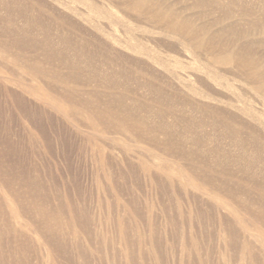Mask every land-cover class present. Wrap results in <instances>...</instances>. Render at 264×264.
Listing matches in <instances>:
<instances>
[{"label":"rangeland","instance_id":"rangeland-1","mask_svg":"<svg viewBox=\"0 0 264 264\" xmlns=\"http://www.w3.org/2000/svg\"><path fill=\"white\" fill-rule=\"evenodd\" d=\"M50 6L46 0H0V179L16 187L18 201L25 207L34 191L42 197L41 205L58 215L57 230L48 242L50 255L34 232L23 236L28 238V247H23L22 235L13 231L16 220L9 215L10 205L0 185V264H264V221L251 215L264 211V186L250 183L254 179L240 170L251 169L244 164L251 155L238 160L239 147L201 112L164 101L162 92L155 91V84H163L155 61L143 56L138 70L107 81L114 69L90 57V44L83 39L96 33L93 27L69 15L77 27L67 28L49 11ZM142 20V25L159 31L145 33L151 37L142 41L147 48L157 40L175 41L163 36L156 24ZM20 31L30 44L16 43ZM155 49L162 51L156 45ZM49 51L54 52L53 58ZM58 52L66 53L65 57L61 59ZM28 63L34 75L25 69ZM73 71L78 77L72 79ZM33 86L58 101L69 97L84 103L94 98L91 112L103 110L104 100L120 96L131 119L124 124L102 119L100 131L91 133L84 127L85 114L64 116L53 103L43 101ZM66 88H72L71 94ZM189 95L187 91L181 96ZM164 131L178 134L186 146L198 138L203 147L220 148L232 170L237 163L234 172L211 174L202 168L201 173L215 180L233 175L238 187L234 196L246 210L238 207L237 211L235 205L186 182L181 164L190 160L178 162L165 152ZM93 143L104 145L107 163L92 154ZM171 170L177 174L169 176ZM253 170L264 176L263 170ZM31 182L36 191L34 186L33 191L26 188ZM34 220L47 228L39 217ZM122 234L125 242L120 240Z\"/></svg>","mask_w":264,"mask_h":264},{"label":"bare ground","instance_id":"bare-ground-1","mask_svg":"<svg viewBox=\"0 0 264 264\" xmlns=\"http://www.w3.org/2000/svg\"><path fill=\"white\" fill-rule=\"evenodd\" d=\"M46 1L51 4L49 11L58 15V22L61 25L67 28L77 27L69 19L73 16L79 17L93 27L96 33L90 38L83 37V39L90 44L88 50L90 57L92 55L100 58L107 66L114 69L113 75L107 76L109 79L107 81H113L117 75H128L138 70L139 59L143 56L146 60L155 61L163 73L162 83L170 89L172 97L163 84H155V91L160 94L162 92L163 100L170 106H177L179 102L191 110L201 112L204 119L210 120L214 127L221 129L222 134L231 138L234 145L239 147L238 160L241 161L247 153L250 154L252 158L248 157L244 164L246 168L251 169L249 171L240 170L248 175V179L250 177L254 179L250 183L263 188L264 176L255 173L254 170L252 173V168L264 171V0H256L257 4H254L253 0L251 3L247 0H177L172 4L159 0ZM177 4H182V6L177 7ZM59 9L63 12L59 13ZM132 15L137 16L134 18ZM142 17L148 25L159 26L163 36H171L175 41L164 39L161 41L155 38L157 40L155 45L161 47L162 51L156 50L155 45L147 48L142 42L147 37L145 33L153 34L159 31L142 25ZM17 35L19 38L16 43L30 44L25 39L23 31L17 32ZM128 38H130L129 42ZM45 47H50L48 40ZM120 48L130 49L134 54H127L119 50ZM62 53H59L61 59L66 54ZM48 55L53 58L54 52L49 51ZM180 56L185 57L186 60L181 59ZM12 58L14 60L16 57ZM30 65L32 64L24 65L28 72L34 70ZM32 72L34 75V71ZM71 75L72 79L76 78L78 72L73 71ZM156 80L158 81V77ZM153 87L150 86L151 89ZM66 89L69 93H65L71 94L72 88ZM33 91L43 101L57 106L61 114L66 117L70 118L75 113L76 115L85 114L87 124L83 125L89 128L91 133L100 131L98 121L102 119L111 118L123 124L131 119L128 111L125 110L127 104L125 105L120 96L104 100L103 110L97 108L91 112L90 109L95 104L92 102L94 98L84 103H74L76 100L73 99L75 100L73 102L69 97L65 100L60 99L61 101L56 100V97L53 99L48 92L38 86L33 88ZM187 91L190 94L189 97H182L181 95ZM216 103H220L221 106ZM122 109L126 114H123ZM164 132L167 136L165 152L173 154L178 162H183L182 158L190 160L189 163H180L184 166L181 173L187 176L186 182L194 183L200 192L209 194L218 200L222 199L227 205H235L237 211L245 208L237 202L234 196L238 187L233 183V175L215 180L201 173L202 168L211 174L234 172L238 168L237 163H235V169L232 170L229 168L231 165L228 158L221 155L220 148L203 147L198 138H195L190 146H186L175 132ZM91 151L92 154L98 155L97 158L101 163H107L108 156L104 145L93 143ZM176 174V171H168L169 176ZM254 174L260 178H255ZM9 184L0 179L4 198L10 205L9 215L16 220V222L13 221V231H17L23 238L20 244L27 248L28 244L25 239L28 238L23 236L34 232L47 249L49 240L54 236L53 230H57L58 215L54 214V217L46 206L41 205L42 197L34 194L32 188L34 186L35 189L37 186L32 182L26 185V188H31L29 190L33 191L29 207H25V204L22 205L18 201L20 196L14 189L16 187L13 188ZM1 204L0 219L3 220ZM248 213L250 214V211ZM251 215L252 218L258 216L264 221L263 210L258 211L256 215ZM37 217L42 220V223L47 224V228L46 225L36 224L34 218ZM120 240L125 242L123 234ZM47 254H51L48 249Z\"/></svg>","mask_w":264,"mask_h":264}]
</instances>
